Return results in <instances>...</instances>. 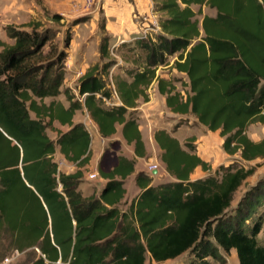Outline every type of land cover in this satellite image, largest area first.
Masks as SVG:
<instances>
[{"label":"trees","instance_id":"16d2710c","mask_svg":"<svg viewBox=\"0 0 264 264\" xmlns=\"http://www.w3.org/2000/svg\"><path fill=\"white\" fill-rule=\"evenodd\" d=\"M153 1L160 31L134 41L144 54L141 64L111 74L109 83L105 72L112 62L93 65L79 79L82 101L63 88L70 31L59 48L57 31L41 21L29 23V29L4 27L13 43L0 39V261L19 252L26 253L22 264H153L189 252V264H214L209 258L221 264L222 251L234 250L238 264H264V237H259L264 180L232 207L235 191L254 168L221 165L193 180V170H209L208 163L192 143L184 148L164 129L153 137L174 181L153 186L152 177L138 171L134 182L140 193L122 209L135 160L119 155L108 172L98 168L106 179L98 194L84 196L79 189L91 151L86 126L72 121L75 111L84 107L103 138L121 126L123 139L143 157L133 108L138 98L149 100L146 91L153 81L171 112L190 113L208 130H218L225 153H238L244 161L264 157V138L253 141L246 133L249 124H264V0ZM193 6L198 13L205 6L215 14L199 20ZM49 14L54 22L63 19ZM99 29L104 59L109 37L102 22ZM172 56L170 66L188 80L185 96L156 72ZM60 94L68 107L43 101ZM103 97L118 103L106 107ZM54 120L70 128L57 129ZM48 129L56 130V139ZM56 147L76 165L73 172L59 170Z\"/></svg>","mask_w":264,"mask_h":264},{"label":"crops","instance_id":"0c3cea01","mask_svg":"<svg viewBox=\"0 0 264 264\" xmlns=\"http://www.w3.org/2000/svg\"><path fill=\"white\" fill-rule=\"evenodd\" d=\"M81 0H0V39L3 41H6V33L4 30V27L6 25H15L20 26L25 29H29L27 26L29 23L34 21H41L43 22L46 19L45 11H49L50 13H58L61 14L64 17H73L77 16L78 12H80L79 6H81L80 3ZM94 5L96 9H101V15H102V23L104 25V33L108 35L109 37V52L110 49H116L121 43L129 40L137 39L138 37L146 34L150 37V27L153 25V22L157 20V16H159V13L155 12L153 10L154 7V1L153 0H94ZM95 9V10H96ZM96 13V12H95ZM99 15L94 14L92 19L94 21V28L93 31H87L85 28V25H76V28H73L72 38L69 44V47L67 48V58L65 61V78H64V84L66 86L71 87V83L68 82V80H74V79H80V77L93 65L98 64V61H100V53H99V45L102 37V33H97L96 27H97V21H98ZM159 21V20H158ZM82 30V33L79 34L78 30ZM8 38V37H7ZM9 39V43H13V40ZM7 42V41H6ZM111 54V53H110ZM116 56V53H114ZM117 57V56H116ZM71 74V77L67 76ZM79 83V82H78ZM78 86V85H77ZM77 86L76 89L74 88V91H76L74 94H77ZM147 94L149 97L148 101H143L142 98L137 99V106L133 108L137 112V122H138V128L140 130L142 140L146 146V138L149 137L153 142V148L155 150L157 149L159 152V155L161 153V150L157 143L154 140V133L157 130L164 129L166 132H168L171 136L178 139L179 142H181V127H178L177 130L174 129V123H175V116L179 115L176 113L171 112L165 103V96L160 94L157 90V83L156 81H153L147 88ZM63 95V94H62ZM61 94L57 97H46L44 98L45 103H49L51 100L59 101L62 103L64 107H68L69 102L66 100L65 97H60ZM116 99V97H114ZM114 99V100H115ZM80 101H82V97L79 98ZM118 103V102H117ZM163 112H168L172 114L171 121L163 122L161 119V116ZM32 116H34L33 113H31ZM181 115H179L180 117ZM73 123H83L89 134L91 139V131L90 128H93L94 132L99 136L100 141L102 143V148L100 151L96 154V157L92 158V151H91V157L89 163L84 167L83 176L86 172V169L96 170L97 162L99 160V157L102 153V151L105 148V144L107 143V140H109V137L103 138L99 132L96 123L90 118L87 110L83 107L81 109H78L75 111L73 118ZM53 126L57 129H60L62 131H66L70 128L68 124L61 125L57 120L53 121ZM119 126V125H118ZM119 134L118 127H116V132L113 134V138L115 140H118L120 143H126V141L123 139L121 135V126L119 127ZM218 132L219 131H213ZM57 134V133H56ZM188 134V135H187ZM185 136H190V133H187ZM110 136V138H112ZM57 137V135H56ZM56 137H50L52 139H56ZM221 137V136H220ZM198 139L196 138L193 143L196 144ZM91 145V140H90ZM132 145V144H127ZM133 146V145H132ZM147 148V146H146ZM145 148V149H146ZM197 149V148H196ZM198 150V149H197ZM133 152V149H132ZM201 159L208 162V159L203 153H200V151L195 152ZM123 156L132 159L130 155H124ZM117 157V156H116ZM116 157L112 164H110L107 168L101 169L105 172H108L116 163ZM137 159L140 157L136 156ZM54 159L57 161L59 165V170L65 173L73 172L76 169V165L72 162L67 161L63 155L60 153L59 148L56 147L55 153H54ZM135 160V171L128 176L125 180L124 187L126 189L125 197L123 201L131 202L133 198H135L139 193L140 189L135 185L134 177L135 174L138 172L136 169V165L138 160ZM156 160L157 164V171L153 170V174H158L159 166L162 168V175L161 177L164 178L167 175L170 176L171 181H174V177L171 176L165 169V164L161 161L160 157L150 158ZM148 163V161L146 162ZM94 168V169H93ZM207 170H203L200 166H197L193 172L190 175L191 179H197V178H203V174ZM198 175L196 177H193V175ZM152 179H154L152 177ZM103 180H106L103 178ZM127 180H130L131 182V189H128L127 187ZM105 183L101 185V187H98L97 190H95L91 186H87L83 181L79 185V189L82 192L84 196H88L92 193L98 194L99 191L103 188ZM153 186H156L154 184L153 180L151 183ZM150 259V257H149ZM169 261V260H167Z\"/></svg>","mask_w":264,"mask_h":264},{"label":"rangeland","instance_id":"374dc122","mask_svg":"<svg viewBox=\"0 0 264 264\" xmlns=\"http://www.w3.org/2000/svg\"><path fill=\"white\" fill-rule=\"evenodd\" d=\"M80 3H81V6H79V8L81 11L78 12L77 16H73V17L63 16V19H61L59 22H54L50 20L49 11H45L44 13L46 16V19L41 23L44 27L50 26V27H53L57 31L55 42L57 43L59 48L63 46V39L66 33L70 31L72 35L73 28H76L77 27L76 25H80V26L85 25V28L87 29V31L88 30L93 31L94 21L92 17L94 14L96 15V13L97 15H99L96 30H97V33L101 34V31L99 29V26L102 22V15L100 11L101 9L99 8L96 9L94 3L91 4V6L85 5L83 0H81ZM193 9L197 11L196 17L199 20L202 18L203 14H209V15L215 14L214 9H210L205 6L201 7V13H198V9H199L198 6H193ZM159 18H160V14L159 16H157V20H159ZM150 32H151V36L154 38V36H156V34L159 32V30H150ZM78 33L81 34L82 30L81 29L78 30ZM5 39L7 43H9L8 42L9 39L7 37ZM135 40L136 39L121 43L116 49H113V54H110L109 52V55L107 56V58L100 59V61L97 62L99 64L106 63L107 61L112 62L109 69L105 72V76L107 77L108 83L110 82L109 80L111 78L109 75V72L112 71V75L113 74L123 75L125 69H131L134 67H138L141 64L144 54H143V51L134 44ZM114 53H116L117 57L114 55ZM174 59H175V56L170 57L169 64L159 66L156 72L159 75L172 80L176 89L185 96L189 92V88L187 85L188 80L184 73L178 72L176 69L170 66V64L173 62ZM67 76L71 77V74ZM68 82H70L72 86L69 87L64 84L63 88L67 87L73 93H75L76 91H74V88L76 89V86L78 85V82H79V78L78 79L76 78L73 81L69 79ZM60 97L62 98L65 96L61 94ZM75 97L78 99L81 98V96L78 95V92L75 95ZM113 100L114 99H112V101ZM104 106L110 107L112 105L104 103ZM134 115L137 116V112H135ZM172 117L173 116L171 113L163 112L161 119L163 120V122H168V121H171ZM117 127H118V132L116 135L119 134V130H120L119 128L120 126H117ZM178 127L182 128L181 129L182 134L180 135L181 145L184 148H187L185 145H187V143H192V145L194 146V151L195 152L200 151V153H203V155H205L208 159L207 163L209 165V170H207L203 174L202 176L203 178L207 177L209 174H214L215 170L218 169V167L221 165L227 166L230 164H235L237 166H244L245 168H249V167L254 168V172L250 176H248L242 182L241 186L235 191L233 202H232V207L236 205V202H238L240 197L244 194V192L247 189L257 184V181L264 180V157L257 158L251 161H244L240 158L238 153L234 155H229L225 153L222 149L223 138L220 137L219 133L208 130L205 126L201 125L196 120V118L190 113L184 114L180 117L179 115L175 116L174 129L177 130ZM90 131H91L90 149L92 151V158L94 159L96 157V154L102 148V143L100 141L99 136L94 132L93 128H90ZM47 133L50 137H56L57 135L56 130L48 129ZM187 133H190L191 135L185 136ZM246 133L250 139L258 142L262 138H264V124H261L259 122H253L248 125L246 129ZM196 138L198 139V141L195 144L193 143V141ZM191 139H194V140H191ZM105 145L106 146L104 150L102 151L99 157V160L97 162V166H96L97 168L96 170L98 172L97 177L93 179L87 178V174L89 172L95 171L94 168H93L94 170L86 169V172L84 173V176H83V182L87 186L93 187L95 190H97L98 187H101V185H103V183L106 182V180H103V178L99 174V171H98L99 167L100 168L102 167L104 169L107 168L110 164L114 162L116 156H119L122 154L130 155L131 157H133L132 159L134 160L137 159L136 155L134 154V151L132 152V149H133L132 145H127L125 143L122 144L118 140H115L113 136L112 138L109 137V140H107V143ZM146 146H145L146 154L145 156L137 159L138 162L136 165V169L138 171H144L145 173L153 177L154 179L152 180L154 184L156 185L161 184V183L170 182L171 179H173L170 176L167 175L164 178L161 177L162 171H163L161 166H159L157 175L153 174L152 171H149V165L152 163L153 164L157 163L156 160L154 159L152 160L150 158L160 157V155H159L158 150L157 149L155 150V148H153V142L149 137L146 138ZM147 161L148 163H146ZM196 176L198 175H195V174L193 175V177H196ZM126 182H127L128 189H131L130 180H127ZM125 203L121 205L122 209H127V207L130 204V202L127 203V201H125ZM260 209H263V212H264V205L261 206ZM248 224L250 225V220ZM259 237L261 238L264 237V222L262 225V230L259 233ZM222 254H223V257L220 261L221 264H238V259H237V256L234 250H230L228 253L222 251ZM25 256H26V253H22L18 257H16L15 259H13L12 261L6 264H22L25 259ZM192 259H193V255L189 252H186L172 260L161 262V264H189ZM149 260H150L149 255L147 254V261ZM209 260L212 263L216 264V262L213 259L209 258ZM51 264H58V263H51Z\"/></svg>","mask_w":264,"mask_h":264},{"label":"built area","instance_id":"2783aa9c","mask_svg":"<svg viewBox=\"0 0 264 264\" xmlns=\"http://www.w3.org/2000/svg\"><path fill=\"white\" fill-rule=\"evenodd\" d=\"M83 1H84V4L87 5V6H91V4L94 3V0H83ZM150 30H159L160 31L158 20L153 22V25L150 27ZM147 36L148 35L144 34V35H142V36H140L138 38H145ZM110 53L113 54V49L112 48L110 49ZM111 74H112V71L109 72L110 77H111ZM113 97H115V93L113 94ZM103 101H104L105 104H109V105H113V104L117 103V102H115V100L112 101L111 99H106L105 97H103ZM153 170L157 171V165L152 163V164L149 165V171H153ZM97 175H98V172H97V170H95V171L89 172L87 174V178L88 179H93V178H96ZM19 255H20L19 252H14L11 255L6 256L5 258H3L0 261V264H6V263L12 261L13 259H15L16 257H18ZM55 263L67 264V263L61 262L60 260H57ZM152 263L153 264H161V262H155L154 260H152Z\"/></svg>","mask_w":264,"mask_h":264}]
</instances>
